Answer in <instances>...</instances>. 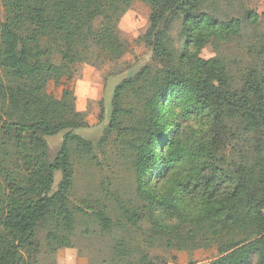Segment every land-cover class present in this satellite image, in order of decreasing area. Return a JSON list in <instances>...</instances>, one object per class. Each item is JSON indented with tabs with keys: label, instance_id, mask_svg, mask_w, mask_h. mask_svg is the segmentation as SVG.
Wrapping results in <instances>:
<instances>
[{
	"label": "trees",
	"instance_id": "obj_1",
	"mask_svg": "<svg viewBox=\"0 0 264 264\" xmlns=\"http://www.w3.org/2000/svg\"><path fill=\"white\" fill-rule=\"evenodd\" d=\"M134 2L150 10L140 41L153 60L115 86L95 146L76 133L89 125L72 94L55 99L46 85L76 64L127 54L118 23ZM233 2L244 0H0V264H40L39 230L57 248H73L77 230L113 242L101 264H167L133 258L138 239L216 248L209 264H264V74L248 67L235 76L221 59L200 57L249 22L248 11L221 19V5ZM190 119L203 126L197 134L183 125ZM59 133L50 160L46 139ZM110 142L131 158L134 195L107 189L74 204L75 161Z\"/></svg>",
	"mask_w": 264,
	"mask_h": 264
},
{
	"label": "rangeland",
	"instance_id": "obj_2",
	"mask_svg": "<svg viewBox=\"0 0 264 264\" xmlns=\"http://www.w3.org/2000/svg\"><path fill=\"white\" fill-rule=\"evenodd\" d=\"M221 19L238 18L245 16V11L251 13L249 22L242 26L239 36L226 43L208 44L201 52L202 59L217 57L221 59L233 75L237 71L253 67L264 74V54L259 55L260 46L264 44V0H244L241 4L230 3L221 5ZM245 9V10H244ZM244 10V11H243ZM243 11V12H242ZM149 8L134 2L118 23L120 38L129 45V52L114 62L98 64L94 67L84 63L76 64L69 76L57 82L49 81L45 92L47 95L60 99L63 90L69 91L75 98L77 111L82 112L89 125L76 133L82 138L92 141L93 144L103 137L111 112V101L114 88L123 79L133 76L145 65L152 63V55L140 41L148 27ZM3 8L0 5V23L3 21ZM255 21V22H254ZM101 111L103 115L100 116ZM188 132L201 131L203 126L195 119L183 123ZM63 133L48 137L47 144L50 160L57 152ZM92 160L85 162L75 161L76 176L75 189L72 200L80 206L88 202V197H100L102 190L117 193L123 199L134 195L135 185L130 169V156L126 158L121 143L110 142L107 147H97ZM60 180L56 173L54 190ZM138 226L145 233L150 229L147 221H141ZM140 238V234H139ZM38 260L40 264H101L110 259V246L107 240H89L77 230L73 240V248H57L56 240L48 243L45 240V231L37 233ZM134 244L133 258L151 261L159 258L167 264H209L217 258L216 248L196 251H177L164 247H147L139 241ZM57 248L56 252L55 249ZM54 249V252L51 250ZM228 255L227 257H229Z\"/></svg>",
	"mask_w": 264,
	"mask_h": 264
}]
</instances>
